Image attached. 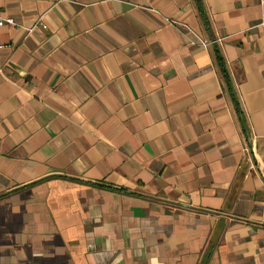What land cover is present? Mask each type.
<instances>
[{"label": "crops", "instance_id": "obj_1", "mask_svg": "<svg viewBox=\"0 0 264 264\" xmlns=\"http://www.w3.org/2000/svg\"><path fill=\"white\" fill-rule=\"evenodd\" d=\"M202 2L0 0V264H264V3Z\"/></svg>", "mask_w": 264, "mask_h": 264}, {"label": "trees", "instance_id": "obj_2", "mask_svg": "<svg viewBox=\"0 0 264 264\" xmlns=\"http://www.w3.org/2000/svg\"><path fill=\"white\" fill-rule=\"evenodd\" d=\"M193 1H194L196 10L198 12V15H199L204 27L206 29H208L209 28V21H208V17H207L205 7L203 5L202 0H193ZM213 56H214V61L216 63V66L218 67L221 78L223 80L224 89L226 90V92H227V94H228V96L232 102L233 108H234V110L238 116V120H239L240 126L242 128V131L245 133L246 132V125L244 122V117H243L242 112H241L238 97L236 95L235 90L233 89L232 84H231L230 77H229V74H228V71L226 68L225 60H224L221 52L217 48L214 49ZM118 190H120V189H118Z\"/></svg>", "mask_w": 264, "mask_h": 264}, {"label": "built area", "instance_id": "obj_3", "mask_svg": "<svg viewBox=\"0 0 264 264\" xmlns=\"http://www.w3.org/2000/svg\"><path fill=\"white\" fill-rule=\"evenodd\" d=\"M261 3H264V0H260ZM15 22L11 17H6L4 15H2V13L0 12V27L4 26V25H14ZM202 44L206 45L209 44L207 41H202ZM3 45L0 43V48ZM261 161L264 164V142L261 145Z\"/></svg>", "mask_w": 264, "mask_h": 264}]
</instances>
